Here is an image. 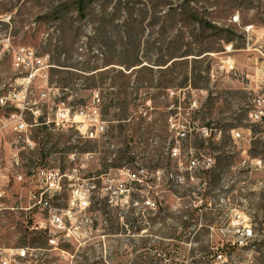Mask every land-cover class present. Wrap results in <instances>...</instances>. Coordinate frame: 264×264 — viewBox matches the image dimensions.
Returning <instances> with one entry per match:
<instances>
[{
    "label": "rangeland",
    "instance_id": "obj_1",
    "mask_svg": "<svg viewBox=\"0 0 264 264\" xmlns=\"http://www.w3.org/2000/svg\"><path fill=\"white\" fill-rule=\"evenodd\" d=\"M21 47L50 66L26 132H0V264H264V0H0V95L29 73ZM38 168L65 174L50 209L31 207Z\"/></svg>",
    "mask_w": 264,
    "mask_h": 264
},
{
    "label": "built area",
    "instance_id": "obj_2",
    "mask_svg": "<svg viewBox=\"0 0 264 264\" xmlns=\"http://www.w3.org/2000/svg\"><path fill=\"white\" fill-rule=\"evenodd\" d=\"M47 61V56L37 57L33 54L32 50L25 47H21L13 53V66H15V68L20 71L29 70V73L26 76H22V80L18 82L19 84H21V88L19 90L13 88L12 90L8 91L7 94L0 95V106L9 105L14 108V111L8 113L6 116H0V132L3 129H12L17 133L26 132L27 123L23 118V111L25 109L31 110V102L27 99V90L29 87L28 83L30 79L35 75V72L37 70L50 66ZM40 76L44 77L45 89H42L40 91L39 99H45L48 96V91L51 88L47 87L45 73L41 72ZM95 96L96 98L91 102L94 108V115L92 123L89 124L94 127V130H91L90 128H88V126L85 125L83 126L85 127V130H77L81 137L87 139L96 138L98 135L102 134L105 131L104 122L101 120L100 113L98 111V94H96ZM34 103L36 102H32V104ZM69 112L70 109L67 108L58 109V111L56 112V116L57 118H61L62 120L69 119ZM77 113L75 117L79 118V116L83 114V111H80L78 114ZM248 115L251 122L260 124L264 127V97L257 100V104H255L254 109L250 111ZM76 118L73 119L74 123H77V120H75ZM76 128L78 129L77 125ZM231 134L234 139L240 136V132L234 130L231 132ZM25 139L29 142L28 137H25ZM29 143L32 144V141ZM12 161V164L14 166L19 165V158L17 156H15ZM191 165L193 167L196 166L195 160H190L188 167H191ZM127 172L128 176H132V178L137 181H140L141 177L144 176L143 170H140V172L138 170H127ZM64 175L65 174H63L59 169L38 168L37 170L30 172L28 176L29 181L34 182L35 187L37 188V191L34 190V192H30L29 197L32 199L31 207H38L40 210L50 209V201L62 189L61 178ZM24 176V174L16 173L14 178L17 181H24ZM3 192L4 191L2 190L0 184V196L3 194ZM71 196L72 198L70 200V205L72 207H77L79 210H84L88 207L87 196L80 192L78 188L71 190ZM152 205L154 206L153 202ZM66 213H70V211H67ZM48 222L49 225L56 228L64 227V225H62V215L59 213L54 212L53 214H51ZM44 227H46L45 224ZM49 242L54 243L55 240L51 238ZM18 253L21 256H24L25 251L21 249L20 251H18ZM217 256L221 257V255ZM3 263H5V261H3Z\"/></svg>",
    "mask_w": 264,
    "mask_h": 264
},
{
    "label": "trees",
    "instance_id": "obj_3",
    "mask_svg": "<svg viewBox=\"0 0 264 264\" xmlns=\"http://www.w3.org/2000/svg\"><path fill=\"white\" fill-rule=\"evenodd\" d=\"M218 255H221V254H218Z\"/></svg>",
    "mask_w": 264,
    "mask_h": 264
}]
</instances>
